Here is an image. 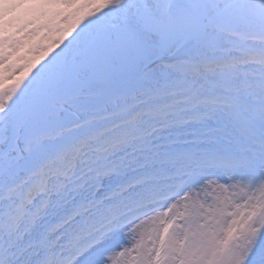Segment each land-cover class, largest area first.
Segmentation results:
<instances>
[{
  "label": "snow or ice",
  "instance_id": "1",
  "mask_svg": "<svg viewBox=\"0 0 264 264\" xmlns=\"http://www.w3.org/2000/svg\"><path fill=\"white\" fill-rule=\"evenodd\" d=\"M0 264H264V0H0Z\"/></svg>",
  "mask_w": 264,
  "mask_h": 264
}]
</instances>
